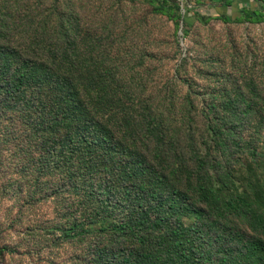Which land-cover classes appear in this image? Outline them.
<instances>
[{"label": "trees", "instance_id": "16d2710c", "mask_svg": "<svg viewBox=\"0 0 264 264\" xmlns=\"http://www.w3.org/2000/svg\"><path fill=\"white\" fill-rule=\"evenodd\" d=\"M146 1L180 29L178 0ZM213 1L228 22L236 0ZM261 1L238 0L247 22H263ZM53 4L0 0V146L18 139L33 164L28 199L39 188L54 206L48 241L75 264H264V87L199 121L111 50L115 20L85 29Z\"/></svg>", "mask_w": 264, "mask_h": 264}, {"label": "rangeland", "instance_id": "374dc122", "mask_svg": "<svg viewBox=\"0 0 264 264\" xmlns=\"http://www.w3.org/2000/svg\"><path fill=\"white\" fill-rule=\"evenodd\" d=\"M21 1L46 6V10L53 9V3L66 10L74 6L85 29L115 20L118 31L108 38L111 50L137 60L132 67L147 75L150 90L173 95L176 101H192L199 121L207 114L208 103L234 99L237 88L250 83L264 87V20L247 22L238 0L222 9L228 22L217 19L222 7L213 0L192 4L178 0L180 29L169 14L158 13L146 0ZM156 2L159 5L162 0ZM247 3L250 9L262 5L261 0ZM193 12L211 19L200 20ZM260 100L264 96L255 101ZM18 143L17 139L0 146V264H75V253L66 242L48 241L54 206L42 198L38 186L34 200L28 199L30 185L36 187V174Z\"/></svg>", "mask_w": 264, "mask_h": 264}]
</instances>
